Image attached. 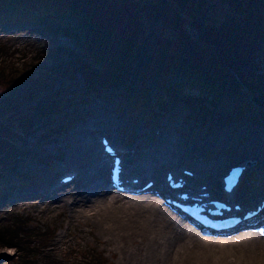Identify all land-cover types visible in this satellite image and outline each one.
<instances>
[{"label": "trees", "instance_id": "16d2710c", "mask_svg": "<svg viewBox=\"0 0 264 264\" xmlns=\"http://www.w3.org/2000/svg\"><path fill=\"white\" fill-rule=\"evenodd\" d=\"M64 19L74 23L63 30L77 32L81 60L90 62L84 70L91 92L125 86L132 113L153 115L146 93L133 87L134 73L144 83L157 80L174 98L185 88H198L199 102L219 108L228 118L247 116L255 106L264 110V103L247 95L264 97L259 61L264 54V0H0L1 28L58 25ZM175 72L187 82L170 81ZM29 103L34 108L12 115L9 124L0 121V193L12 176L20 183L28 181L19 170L24 157L20 151L25 153L32 141L41 147L59 134L45 133L38 123L55 126L49 120L70 107L62 98ZM258 117L264 120L261 113ZM5 129L11 131L10 141L3 138ZM5 221H0V244L23 254L6 264H28L26 259H37L53 246L55 231L30 230L26 221L14 217Z\"/></svg>", "mask_w": 264, "mask_h": 264}, {"label": "rangeland", "instance_id": "374dc122", "mask_svg": "<svg viewBox=\"0 0 264 264\" xmlns=\"http://www.w3.org/2000/svg\"><path fill=\"white\" fill-rule=\"evenodd\" d=\"M72 25L74 23L70 19H64L58 25L38 23L0 28V75H4L0 76V121L9 124L10 119L14 120L16 115L33 109L34 103L29 102L35 100L38 103H46L53 98H62L64 103L70 106L59 116L49 120L55 122V126L47 127L46 122L38 123V127L42 126L45 133L59 134L46 140L44 147L36 148L35 142L32 141L25 153L24 150L20 151L24 157L20 159L19 170L28 181L20 183L12 176L10 181L3 183L9 182L6 187L1 188L4 190L0 193V221L14 217L21 222L26 221L30 230L56 232L53 246L44 249V255L37 259H26L28 264H120L119 254L112 253L102 245L97 236L89 232L88 227L70 212L68 205L82 189V182L79 180L59 191L51 189L65 169L68 173L77 171L69 166V149L65 144L71 142L72 138L80 140L83 137L96 143L97 137L104 134L133 148L137 133H142L147 134L144 138L154 145L159 144L161 139H175L177 143L174 147L177 148L184 145L191 148L192 142L203 148L208 147L207 144L212 139L222 135L220 148L227 149L219 151L209 147L203 152V157L210 161L209 163L221 162L223 167L216 171L221 172L226 164L246 162V144L250 141L253 146V138L264 146V120L258 117V113L264 116V110L261 111L255 106L249 115L230 120L219 108L209 110L207 102L200 103L197 98L198 88H185L176 95L178 98H174L175 95L170 96L161 85L159 86L157 80L149 78L148 82L144 83L134 73L130 76L133 87L142 95L146 93L150 106L154 108V115L143 117L135 114L136 112L132 113L127 106L125 86H109L103 91L97 89L91 92L93 90L89 87V74L84 70V66L90 62L86 58L81 60L84 53L78 45L77 32L67 33L63 30ZM259 61L264 67V54ZM178 75L177 72L172 73L170 81L175 79L173 82L179 81V84L187 82V79H180ZM247 95L264 103L261 93L253 95L251 92ZM100 105L106 108H101ZM108 110L114 118L120 120L119 125L111 127L106 124L96 136H86L85 128L89 127L90 121L98 115L107 118L104 115ZM69 118H72L70 122ZM242 128L245 130L237 137L236 134H239ZM10 132L6 129L3 131L5 140H11L8 134ZM13 132H17V129H13ZM227 138L231 143L223 142ZM177 150L179 152V149ZM184 152V149H180L179 155ZM187 155L180 162L184 163L183 167L194 171L193 167L186 165L193 162V153ZM258 175L261 176L259 173ZM198 176H206V183L215 182L214 174L205 173ZM263 179L261 176L260 180L264 184ZM22 255L17 249L4 248L0 244V264L19 260Z\"/></svg>", "mask_w": 264, "mask_h": 264}, {"label": "bare ground", "instance_id": "6f19581e", "mask_svg": "<svg viewBox=\"0 0 264 264\" xmlns=\"http://www.w3.org/2000/svg\"><path fill=\"white\" fill-rule=\"evenodd\" d=\"M100 107L106 108L104 105ZM104 116L107 118L98 115L90 121L89 127L85 128L86 136L94 137L106 124L111 127L119 125L120 120L114 118L111 111L108 110ZM244 130L242 128L236 136L240 137ZM146 135L137 133L135 146L128 150L122 144L118 146L127 159L126 173L131 178L137 176L141 180L159 179L157 188L169 192L160 179L161 174L167 169V172L182 169L184 163L180 161L188 153H193V162L186 165L193 167L197 174H214L215 177L221 174L216 172L221 168V162L209 163L203 157V152L209 147L219 151L227 149L224 148L226 146L223 150L220 148L222 135L212 139L207 144L208 147L203 148L194 142L191 148L187 145L177 148L174 147L177 143L175 139H161L159 144L154 145L147 142L144 138ZM253 141V146L250 141L246 144L248 150L245 153V163L264 178V146L254 138ZM223 142L227 144L231 140L227 138ZM65 147L69 149V166L77 169L82 182V189L68 205L70 212L88 227L89 232L97 236L102 245L112 253L119 254L120 264H264L263 237L226 240L223 237L207 238L189 231L184 220L175 217L161 202L147 194V191L141 193L145 195H137L139 185L128 186L134 193L131 198L107 190L103 185L106 182L107 163H96L99 159L96 154L100 156L96 148H100V143L92 145L86 137L80 140L72 138ZM177 149L179 152L180 149L186 152L179 155ZM206 179V176L195 178L197 182ZM260 195L264 197V189L260 191Z\"/></svg>", "mask_w": 264, "mask_h": 264}, {"label": "snow or ice", "instance_id": "6c2138e0", "mask_svg": "<svg viewBox=\"0 0 264 264\" xmlns=\"http://www.w3.org/2000/svg\"><path fill=\"white\" fill-rule=\"evenodd\" d=\"M11 254V253H10Z\"/></svg>", "mask_w": 264, "mask_h": 264}]
</instances>
